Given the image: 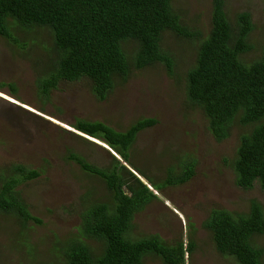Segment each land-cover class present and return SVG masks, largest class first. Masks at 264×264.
<instances>
[{
	"label": "trees",
	"instance_id": "trees-1",
	"mask_svg": "<svg viewBox=\"0 0 264 264\" xmlns=\"http://www.w3.org/2000/svg\"><path fill=\"white\" fill-rule=\"evenodd\" d=\"M173 2L0 0V36L16 54L27 47L21 32L32 37L43 30L49 33L51 46L42 54L45 64L36 80L44 105L62 84L81 81L89 84L97 99L105 100L117 85L133 76L132 69L164 65L175 78L174 84L184 87L183 118L178 122L187 125L184 119L199 112L217 142L233 137L235 153L224 162L235 171L236 185L251 189L259 181L264 189V42L254 39L256 25L251 14L240 12L233 22L225 0H214L210 26L204 33L183 19ZM168 36L174 37L176 45L187 43L195 59L191 62V56L177 55L167 43ZM186 63L190 64L184 70ZM5 85L0 81V89ZM9 86L16 92V83ZM41 110L46 111V107ZM160 117H141L126 129L100 120L77 119L72 124L107 143L122 160L77 132L62 128L56 133L63 132L54 137L55 145L60 146L54 153L66 165H79L85 174L77 178L101 179L106 194L94 199L89 191V200H84L77 211L80 223L49 235L56 261L40 246L31 245L26 250L28 256L24 255L30 256V261L24 264H145L151 255L164 264H185L186 256L196 247L192 237L187 242L183 238L168 242L159 234L132 233L135 215L158 198L143 177L156 190L184 185L196 175L200 161L194 152L171 145L164 150L163 166L158 168L164 178L148 175L135 163L139 136L163 125ZM12 162L7 170L0 171L4 177L0 179V212L24 225L42 224L43 218L33 213L19 186L40 179L44 172L41 166L23 160ZM203 226L221 254L235 257L238 264H264V247L258 243L264 234V206L260 201L253 199L245 211L213 208Z\"/></svg>",
	"mask_w": 264,
	"mask_h": 264
},
{
	"label": "rangeland",
	"instance_id": "rangeland-1",
	"mask_svg": "<svg viewBox=\"0 0 264 264\" xmlns=\"http://www.w3.org/2000/svg\"><path fill=\"white\" fill-rule=\"evenodd\" d=\"M213 1L174 0L173 5L191 26L206 33L212 18ZM225 8L233 22L238 13L248 11L256 25L252 32L254 39L264 42V0H225ZM24 34L27 33L21 32V37H26L27 47L16 54L0 36V81L6 83L0 93L7 95L0 96V171L7 170L10 162L16 160L41 166L43 176L20 185L19 189L31 203L33 213L43 218V223L24 225L0 212V264L30 261V256L24 255L31 245L40 246L56 261L49 235L68 231L80 223L77 211L82 209L84 200H89L86 196L89 191L94 199L106 194L101 179L77 178V175L85 174L79 165L75 162L66 165L54 153L55 148H60L55 145L54 137L63 134L57 132L72 128L70 125L77 119L105 121L126 129L137 119L156 114H160L163 125L145 130L139 136L135 144V163L148 175H159L160 179L163 174L158 168L163 166L162 154L171 145H177L180 151L182 148L194 152L200 161L196 175L184 185L156 190L143 177L158 198L135 215L132 233L135 236L159 234L168 242L180 238L187 242L192 237L196 247L186 256L185 264H238L235 257L217 250L211 233L203 226L210 211L216 207L245 211L253 199L264 206V189L259 181L251 189L237 186L235 171L224 162L225 157L235 153L236 140L232 137L228 142H217L208 133L207 121L199 112L184 119L187 125L178 122L183 118L184 87L180 83L174 84L175 78L161 64L143 70L132 69L130 74L133 76L117 85L105 100L97 99L89 84L81 81L62 84L60 89L53 91L52 100L44 105L36 80L45 64L42 54L51 46L52 38L46 30L37 37ZM173 41L174 37L168 36L167 43L177 55L191 56V62L195 59V54L191 55L193 49L187 43L176 45ZM189 64L186 63L183 69ZM178 72L184 74L179 68ZM13 82L17 85L16 92L9 86ZM42 106L46 111L41 110ZM97 156L99 160L102 158ZM0 179H4L3 174ZM258 243L264 247V234L259 236ZM155 257L148 256L145 264H164Z\"/></svg>",
	"mask_w": 264,
	"mask_h": 264
},
{
	"label": "clouds",
	"instance_id": "clouds-1",
	"mask_svg": "<svg viewBox=\"0 0 264 264\" xmlns=\"http://www.w3.org/2000/svg\"><path fill=\"white\" fill-rule=\"evenodd\" d=\"M72 128H67L68 130H71V131H74V132H77V133H79V134H81V135H83V136H86V134H84L83 132H81V131H79V130H77L76 128H74L72 125H70ZM87 136H89V135H87ZM91 137V136H90ZM87 138V137H86ZM93 139H96V138H94V137H92ZM91 140V139H90ZM96 140H99V139H96ZM93 141V140H92ZM99 141H102V140H99ZM95 142V141H94ZM102 142H104V141H102ZM105 143V142H104ZM107 146H108V148L107 149H109V150H111L119 159H121V157L114 151V150H112V148L107 144V143H105ZM100 145V144H99ZM102 146V145H101ZM104 147V146H103ZM106 148V147H105ZM122 160V159H121ZM150 188H152L151 187V185L149 186Z\"/></svg>",
	"mask_w": 264,
	"mask_h": 264
},
{
	"label": "water",
	"instance_id": "water-1",
	"mask_svg": "<svg viewBox=\"0 0 264 264\" xmlns=\"http://www.w3.org/2000/svg\"><path fill=\"white\" fill-rule=\"evenodd\" d=\"M3 94L6 95L5 93H3ZM6 96H7V95H6ZM85 137H87V138H89V139L95 141L96 143H98V144H100V145H102V146L108 148V146H107L105 143H102V142H100L99 140L93 139L92 137L87 136V135H86Z\"/></svg>",
	"mask_w": 264,
	"mask_h": 264
},
{
	"label": "bare ground",
	"instance_id": "bare-ground-1",
	"mask_svg": "<svg viewBox=\"0 0 264 264\" xmlns=\"http://www.w3.org/2000/svg\"><path fill=\"white\" fill-rule=\"evenodd\" d=\"M84 137V136H83ZM152 258V257H151ZM150 257H149V259H151ZM156 258V257H155ZM147 259V258H146ZM157 260H159L158 258H157Z\"/></svg>",
	"mask_w": 264,
	"mask_h": 264
},
{
	"label": "snow or ice",
	"instance_id": "snow-or-ice-1",
	"mask_svg": "<svg viewBox=\"0 0 264 264\" xmlns=\"http://www.w3.org/2000/svg\"><path fill=\"white\" fill-rule=\"evenodd\" d=\"M3 95V93H0V96H2Z\"/></svg>",
	"mask_w": 264,
	"mask_h": 264
}]
</instances>
